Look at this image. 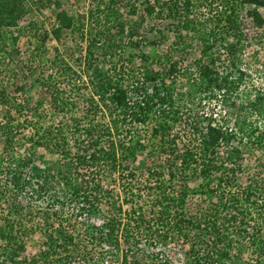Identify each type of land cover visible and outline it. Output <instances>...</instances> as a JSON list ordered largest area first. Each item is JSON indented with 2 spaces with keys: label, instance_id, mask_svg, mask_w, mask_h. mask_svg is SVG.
Masks as SVG:
<instances>
[{
  "label": "trees",
  "instance_id": "1",
  "mask_svg": "<svg viewBox=\"0 0 264 264\" xmlns=\"http://www.w3.org/2000/svg\"><path fill=\"white\" fill-rule=\"evenodd\" d=\"M109 2L103 9L104 22L108 25L94 32L88 31L83 55L86 62L83 73L85 72L88 83L92 86L91 96L85 99L87 113L84 116L88 118V112H92L91 116H94L98 109L102 116H109L108 123L97 127L96 124L88 122L82 128L76 129L71 128V125L68 127L67 123L37 127V123L34 125V122H30L36 126L35 136L29 138L32 147L54 148L61 153L58 160L42 165L41 160L36 161L41 157L35 153L36 150L14 158L12 130L19 123L12 125L14 115L10 111L4 122L0 120V140L3 148L1 153L4 160H8L4 162L0 157V170H5L8 175V190L12 194V197L0 198V205L5 200L9 202V210L0 224V264H264V227L251 225L253 216H250L251 211L264 205V190L261 191L257 186L256 177L251 181L253 185H241L240 191L230 189L235 184L240 186L235 175L242 171L245 152L256 144H264L263 131L253 121H247V116L237 110L239 114L233 119L232 127L224 120L226 111L223 115H218L219 118L205 113L200 122H185L195 132L192 137H187L180 150L175 146L179 134L171 133L173 124L182 121L181 108L184 102L188 107L197 98L218 99V96H223L221 103L227 104L228 98L238 88L244 75V71L237 64L236 56L243 40V33L239 31V16L247 6V14L252 16V24L260 26L263 18L257 7L263 6L264 0L207 1V5L215 3L214 8L219 9L221 22L216 24L217 31H200L203 47L201 61L197 63L199 88H186L185 82L178 80L177 76L186 73L185 68L175 69L179 64L177 61L171 62L168 69L164 66L158 70L153 67V58L148 59L141 54L143 63L136 76L129 69L123 71L118 62L125 48L120 37L124 25L118 21V0ZM127 2L134 7L132 0ZM142 2L147 12H153L155 6L166 4V1L159 5H153L148 0ZM169 2V11L173 14H185L181 26L189 31L194 30L193 19L189 17V13L193 7L201 4V0ZM55 4L59 6L60 1L0 0V50L6 47L7 41L17 40L18 37L12 29L17 28V32L20 30V21L27 13ZM97 11L99 12L98 8ZM56 16L58 19L56 17L57 20L50 29L54 38L59 39L63 30L77 31L82 38L85 36L87 31H84V23L73 20L71 15L66 17L65 13ZM114 29L117 30L116 35L111 31ZM7 30H11L9 36L6 34ZM176 30L180 34V29ZM46 33L42 34L41 39L46 37ZM137 33L134 24L126 32L127 43L135 49H139L140 43L135 37ZM228 36L232 37V41L228 40ZM218 43L220 46L224 45L227 59H231L229 61L232 68L226 70L225 74H218L214 69L218 56L213 57L210 53L207 61L203 59ZM127 61L131 60L127 58ZM59 70L64 77L71 76L72 70L67 64L59 67ZM78 75L82 76L81 73ZM125 80L128 81L127 85H123ZM6 96L4 90H1L0 99L9 106L8 109L15 108L20 113L27 107L31 116H38L41 101H35L34 105H30V101L26 105H19ZM67 98L61 87L54 88L51 92V104L55 112L68 110L73 102ZM235 102L232 99L230 104L236 108ZM249 106L254 112L264 114V96L257 94ZM120 121L149 125V128L141 135L134 131L135 125L120 129ZM199 123L201 126L197 127ZM195 140L198 142L195 143ZM72 142L77 147L75 152L67 149ZM220 146L223 147L222 150L217 151ZM145 150L147 155L156 151L163 153L165 158L169 157L166 178L155 166H149L150 158L144 157L142 165L136 168L130 165ZM193 165L195 167L191 173ZM138 171L147 173L144 188L150 189V199L143 200L139 197L136 202L140 206L135 207L133 204L124 211L122 204H119L118 215H105L99 223L90 222L91 210L99 209L94 200H103L102 197L109 193L103 179L112 175L115 178L117 174L122 180L125 176L129 180L126 184L130 188V181L137 177ZM176 177L177 182L193 177L205 178L203 193H212L198 214L192 216L188 213L186 205L190 189L185 182L181 191L172 189L171 183ZM211 182L214 184L211 185ZM37 192L51 197L52 211L43 212L44 217L39 225H17L23 208L28 207L29 201H26L25 195ZM23 194L24 197H20ZM67 197H71L76 203L79 215L87 216L82 237L78 232L82 230L81 227L75 225L68 229L66 226L71 220L64 212L63 203L68 200ZM125 197H128L126 200H134L132 192H127ZM144 204L148 205V209L144 208ZM35 228L42 232L41 249L38 253L24 254ZM171 240L187 244L182 251V261L176 255L179 249L169 246ZM244 246L252 248L255 253L253 262L243 260L239 255L241 252H232L234 247L242 251ZM107 258L111 260L106 261Z\"/></svg>",
  "mask_w": 264,
  "mask_h": 264
},
{
  "label": "rangeland",
  "instance_id": "2",
  "mask_svg": "<svg viewBox=\"0 0 264 264\" xmlns=\"http://www.w3.org/2000/svg\"><path fill=\"white\" fill-rule=\"evenodd\" d=\"M59 1V6L55 4L27 13L20 21V30L17 32V28L12 29L15 33L14 35L18 37L17 40L15 42L11 40L7 41L6 47L0 50V91L4 90V93L7 95L6 97H8L9 100H14L15 103L19 105H26L28 101H30V105H34L35 101L42 102L38 107V116L34 117L30 115L31 111H28L27 107L23 108L19 113L15 108L8 109L9 106L1 101L2 98L0 99V120L4 122L9 114L8 111H10V114L14 115L12 125L16 124V122L19 123L18 127L12 130L14 133L12 138L14 143L12 155L15 156L14 158H17L18 155L21 156L22 154H28L36 150L35 153L41 155L36 161L40 162L41 160L40 164L42 165L46 164V162L51 163L54 160H58L61 157V153L54 148L47 149L40 146L32 147V142L29 138L32 137V135L35 136L36 126L44 127L52 124L67 123L68 127L71 125V128L77 129V127L82 128L83 125L91 122L92 124H96L97 127H101L108 123L109 118V116H102L98 109L94 116H91L92 112H88L90 113L88 118L84 116V113H87V102L85 99L91 96L92 86L88 83V77L85 75V72L83 73V69L85 70L86 65L83 55L87 43L86 38L89 35L88 31L94 32L103 29L104 25H108L104 22L103 9H105L110 2L109 0ZM142 1L143 0H132L134 7L127 4V0H118V4H116V6L119 7L118 21L122 22L124 25V30L122 34H120V37L124 41L125 48L118 62L121 68H123L122 70L125 71L129 69L133 71V75L136 76L138 74V69L141 68V64L143 63L141 54H144L148 59L153 58L155 60L153 62V67L158 70L163 69L164 66H166L165 69H168L171 62L177 61L179 64L175 69H186H184L185 75L177 76L178 80L180 82H185L184 85H186V88H199L200 83L197 63L201 61L200 57L203 47L199 37L201 34L200 31L218 30L216 24L219 21L221 22L220 15H218L219 9L214 8L215 3L213 5H207L206 3L208 0L206 2L203 1L205 3L201 0V4L196 8L193 7L192 11L189 13V17L193 19L194 24V30L189 31L181 26L185 14L182 12L173 14L172 11L168 10L169 0H148L153 5H159L163 1H166L165 5H160L161 7L163 6L162 8L155 6L153 12H147L144 9L145 6L142 5ZM248 9L249 7L247 6L242 9L241 16H239V21H241L239 31L243 33V40L239 45L236 55L238 57V66L244 71L243 79L239 82V86L234 90L233 95L228 98L227 104L221 103L220 99H222L223 96H218V99L197 98L194 99L195 103L188 107L184 102L181 108L182 121L173 124L171 129V133L179 134L177 135L179 139L176 140L175 145L178 150L183 148V144L187 141V137H192L195 132V129L189 128L190 126L185 122L192 120H198L200 122L205 113L213 114L218 117V115H223L224 111H226L225 116H223L224 120L228 123L229 127H232L233 119L240 111L247 116V121H253L254 125L264 133V114L254 112L249 106V103L254 100L257 94L264 96V5L257 7L258 12L263 18V23L258 27L252 24V16L249 17L247 14ZM61 13H65L66 17L71 15L73 16V20L84 23V31L87 32L83 38L80 33L71 30H63L59 39L52 36L50 29L54 21L58 19L56 14L58 15ZM132 24H134L138 30L137 36L135 37L140 41L139 49H135L134 46H129L127 43L126 32ZM177 28L180 29V34H177ZM10 31L11 30L6 31L7 36L10 35ZM111 31L116 35V29ZM44 32H47V35L44 39H41ZM179 36H182V38ZM228 40L232 41V37L228 36ZM210 53L213 57H219L214 67V69L218 71V74H225L226 70H231L232 67L229 61L231 59H227V51L224 45L220 46L219 43L215 44L203 57L205 61L208 60ZM127 58L131 61L128 62ZM53 60L54 62H51ZM64 64H67L73 72H71L69 78L64 77L59 70V67H63ZM80 73L82 74L81 77L78 75ZM123 82V85H127L128 81L125 80ZM69 86L71 88H69ZM56 87H61L68 96L67 99L73 102L70 104L68 110H64V112H55L51 104V92ZM95 98L98 99V96ZM232 99L236 101V108L232 107L230 104ZM188 108L190 110H188ZM36 119H38V122ZM30 122H34V125L37 124L34 126ZM152 123L154 122L152 121ZM119 124L120 129H125L127 126L129 127V125H135L134 131L140 132L141 135H144V132L146 130L148 131L147 128H149V125L142 126L137 124V126L135 123H122L121 121ZM200 126V123L197 124V127ZM181 134H187V136L182 137ZM120 135L122 136V134ZM103 139L104 137L100 141L101 143ZM84 142L87 145V141L84 140ZM197 142L198 140H195V143ZM233 143L235 144L236 142ZM262 146H264V144H256V146H252L251 150L245 152L242 159V171L235 175V179L240 186H236L235 184L233 187H230V189L240 191L243 185L249 183L253 185L251 181L256 177L257 186L260 187L261 191L264 190V147ZM220 147L217 151L222 150L223 147ZM76 148L73 142L67 147L68 151L71 152H75ZM2 149L0 140V157L3 155V153H1ZM3 157L2 161L8 162V160H4ZM144 157L150 158L148 161L149 166H155L158 171L163 173L165 178L167 177L166 164H168V156L165 158L163 153H158L156 151L147 155L145 150L140 152L135 161L131 162L130 165L134 168L141 166ZM194 167V165L191 167V173L194 171ZM163 168L164 172L162 170ZM4 171L5 170H0V198L12 197V194L9 192L10 190H8L10 187V185H8L9 182L6 180L8 175ZM196 171L198 172V169ZM141 172L142 171H138L137 177L130 181V188L126 184L129 180L126 179L125 176H123L124 178L122 180L120 176L117 177V174L115 178H113L114 175L106 176L103 182L107 185V192L109 193H107L106 197H102L103 200H94L96 202V207L99 209L95 211L91 210L90 222L99 223L105 215L116 216L119 204H122L121 208L123 209L122 211H124L125 209H129L133 204L135 207H138L139 203L136 201L139 197L143 200L150 199V189L144 188L147 173ZM212 177L211 174V180L213 179ZM204 181L205 178L193 177L186 181L182 180L181 182H177L176 177L171 183L172 189L176 192L181 191L184 182L187 188L190 189L188 191L189 198L186 205L189 209V215L193 216L198 214L207 203V197H210L209 194L212 193L210 191H208V193H203ZM213 182L215 183L216 180H213ZM213 182L210 184L212 185ZM127 192H132L134 200H126V198H128L125 197ZM14 193L17 194L18 192ZM20 197H24V194ZM25 197H27L26 201H29L28 207L23 208L22 217L17 225L21 223L25 226L28 224L39 225L38 223H40L44 217L42 215L43 212L52 211L53 205L52 208L50 207L52 199L48 194L42 195L40 192L33 195L30 193L26 194ZM124 197L125 201H123ZM67 198L68 200H65L63 203L64 212L66 215L70 216L71 220L66 226H68V229L73 228L75 225L81 227L82 230L78 232L80 237H82L87 216L86 214L79 215L80 212L76 210V203L70 199L71 197ZM2 203L4 204L0 205V224H2V217H4L9 210V202L5 200V202ZM25 205L26 204H24V206ZM143 206L148 209L147 204ZM75 216L77 217L75 218ZM250 216H253L251 225H263L264 227V205L251 211ZM41 241L42 232H40L38 228H35V231L31 234V239L26 244L27 246L24 254L38 253L41 249ZM177 244H180V246H176ZM186 245V243H181V241L176 243L173 240L169 243V246L179 249L176 255L181 261L183 258L182 251L186 249ZM235 250L236 252H241L239 255L243 260L249 262L254 261L255 253L252 251V248L244 246V249L240 251L238 247H234L232 252L235 253ZM97 251H99V249ZM109 260L111 259H106V261Z\"/></svg>",
  "mask_w": 264,
  "mask_h": 264
}]
</instances>
